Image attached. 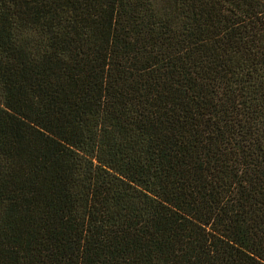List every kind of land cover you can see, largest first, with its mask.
Masks as SVG:
<instances>
[{
	"label": "trees",
	"instance_id": "1",
	"mask_svg": "<svg viewBox=\"0 0 264 264\" xmlns=\"http://www.w3.org/2000/svg\"><path fill=\"white\" fill-rule=\"evenodd\" d=\"M0 264H264V0H0Z\"/></svg>",
	"mask_w": 264,
	"mask_h": 264
}]
</instances>
